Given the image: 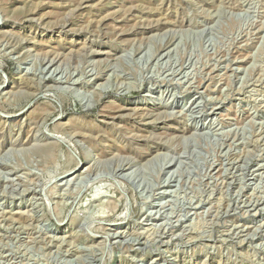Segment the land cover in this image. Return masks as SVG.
Returning <instances> with one entry per match:
<instances>
[{
  "label": "rangeland",
  "instance_id": "1",
  "mask_svg": "<svg viewBox=\"0 0 264 264\" xmlns=\"http://www.w3.org/2000/svg\"><path fill=\"white\" fill-rule=\"evenodd\" d=\"M0 264H264V0H0Z\"/></svg>",
  "mask_w": 264,
  "mask_h": 264
}]
</instances>
